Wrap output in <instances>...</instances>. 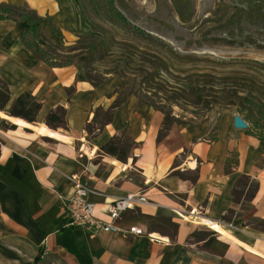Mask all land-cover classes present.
Returning a JSON list of instances; mask_svg holds the SVG:
<instances>
[{
	"label": "crops",
	"instance_id": "obj_1",
	"mask_svg": "<svg viewBox=\"0 0 264 264\" xmlns=\"http://www.w3.org/2000/svg\"><path fill=\"white\" fill-rule=\"evenodd\" d=\"M0 6L15 10L0 20V82L10 94L8 107L25 93L41 105L36 123L21 120L32 128L0 112V125L15 127H0V264H264V232L252 227L264 222V136L248 119L225 113L162 133L161 114L133 97L119 99L115 78L93 86L73 61L49 57V48L68 50L87 33L74 0H0ZM18 15L44 23L34 43ZM57 108L65 127L49 129L45 117ZM108 111L110 121L101 125ZM235 115L245 130L234 128ZM112 138L131 144L125 163L100 152ZM72 177L88 185L101 219L113 200L144 194L147 204L124 212L116 224L140 234L92 235L69 226ZM190 210L194 219L211 221L202 223L215 236L200 237L208 231L199 221L177 215Z\"/></svg>",
	"mask_w": 264,
	"mask_h": 264
},
{
	"label": "rangeland",
	"instance_id": "obj_2",
	"mask_svg": "<svg viewBox=\"0 0 264 264\" xmlns=\"http://www.w3.org/2000/svg\"><path fill=\"white\" fill-rule=\"evenodd\" d=\"M74 1L87 33L68 50L48 49L58 64L73 61L94 84L115 78L119 99L161 114L162 133L240 113L264 136V29L239 21L246 0ZM207 231L200 237L215 236Z\"/></svg>",
	"mask_w": 264,
	"mask_h": 264
},
{
	"label": "trees",
	"instance_id": "obj_3",
	"mask_svg": "<svg viewBox=\"0 0 264 264\" xmlns=\"http://www.w3.org/2000/svg\"><path fill=\"white\" fill-rule=\"evenodd\" d=\"M107 3L112 2L111 0H106ZM241 14H237L239 21L245 20L249 21L252 19L260 25H263L261 29H264V0H246L245 7ZM15 14V10L6 6H0V20L4 18H11ZM19 18L26 20L29 23L28 34L34 43L35 40H38L42 29L44 27V23L41 20H34L28 15H18ZM26 46L32 48V44L25 42ZM37 51V50H36ZM43 58L47 62V65L51 67H55L56 64L51 63L47 54H43ZM198 77V76H196ZM204 77H209L205 75ZM88 80V79H87ZM89 81V80H88ZM90 82V81H89ZM93 86H97L90 82ZM200 84L195 83L193 84V92L197 93L196 95H202V91L199 88ZM201 87V86H200ZM121 100L115 102L114 106H117ZM10 102V94L8 89L5 85L0 82V112H5V114L11 118L20 119L22 121L27 122L28 124L36 123V117L41 109V105L36 102V100L30 96L29 94H22L17 97L11 105L8 107ZM8 107V108H7ZM240 116L243 117V120L247 118L240 113ZM101 125H105L110 121L111 113L110 111L101 114ZM96 117V116H95ZM45 125L49 129H56L57 127H65V115L64 111L60 108H57L55 112L49 113L45 117ZM3 128L7 131L14 130L15 127L8 122H3ZM92 128L88 129V134L92 133ZM131 144L127 139H120V138H112L110 139L105 145L100 148V152L114 157L117 161L125 163L128 159V155L131 149ZM246 180V179H245ZM239 184H245L244 180L239 181ZM256 192V187L254 186L246 196L247 200H252L254 193ZM235 196L238 195L235 191ZM257 229H260L264 232V222L258 224Z\"/></svg>",
	"mask_w": 264,
	"mask_h": 264
},
{
	"label": "built area",
	"instance_id": "obj_4",
	"mask_svg": "<svg viewBox=\"0 0 264 264\" xmlns=\"http://www.w3.org/2000/svg\"><path fill=\"white\" fill-rule=\"evenodd\" d=\"M71 181V196L68 199V212H69V226L79 227L89 231L92 235H99L102 233H122V234H140L139 230L122 231L116 225L121 219L124 212L132 210L136 207L147 204V198L144 194L135 193L127 194L125 197L118 198L109 203L105 215V219H101L96 215V205L89 201V196L92 191L88 185L83 183L78 177H72ZM187 214V218L184 217ZM178 217L184 222H195L197 220L202 227L208 229L202 221L206 219H194L197 217L195 210L182 212L177 214ZM211 222V221H208ZM221 226L231 228V225L220 224Z\"/></svg>",
	"mask_w": 264,
	"mask_h": 264
},
{
	"label": "water",
	"instance_id": "obj_5",
	"mask_svg": "<svg viewBox=\"0 0 264 264\" xmlns=\"http://www.w3.org/2000/svg\"><path fill=\"white\" fill-rule=\"evenodd\" d=\"M233 126L237 130H245L247 128V124L238 115L233 117Z\"/></svg>",
	"mask_w": 264,
	"mask_h": 264
},
{
	"label": "bare ground",
	"instance_id": "obj_6",
	"mask_svg": "<svg viewBox=\"0 0 264 264\" xmlns=\"http://www.w3.org/2000/svg\"><path fill=\"white\" fill-rule=\"evenodd\" d=\"M13 122L20 127L26 126V127L32 128V126L27 125L26 123L22 122L21 120H14Z\"/></svg>",
	"mask_w": 264,
	"mask_h": 264
}]
</instances>
